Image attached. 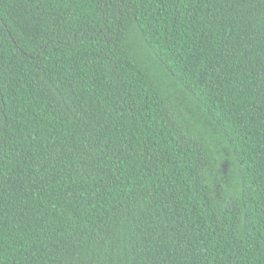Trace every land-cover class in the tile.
Listing matches in <instances>:
<instances>
[{
  "label": "trees",
  "instance_id": "16d2710c",
  "mask_svg": "<svg viewBox=\"0 0 264 264\" xmlns=\"http://www.w3.org/2000/svg\"><path fill=\"white\" fill-rule=\"evenodd\" d=\"M0 264H264V0H0Z\"/></svg>",
  "mask_w": 264,
  "mask_h": 264
},
{
  "label": "rangeland",
  "instance_id": "374dc122",
  "mask_svg": "<svg viewBox=\"0 0 264 264\" xmlns=\"http://www.w3.org/2000/svg\"><path fill=\"white\" fill-rule=\"evenodd\" d=\"M228 171H229V169H227L226 172H225V169H224V173H225L226 176L228 174Z\"/></svg>",
  "mask_w": 264,
  "mask_h": 264
}]
</instances>
